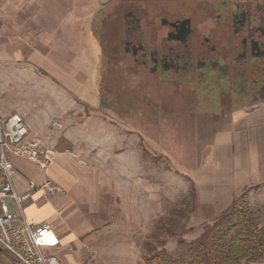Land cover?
Listing matches in <instances>:
<instances>
[{
  "label": "rangeland",
  "instance_id": "374dc122",
  "mask_svg": "<svg viewBox=\"0 0 264 264\" xmlns=\"http://www.w3.org/2000/svg\"><path fill=\"white\" fill-rule=\"evenodd\" d=\"M223 1H77L73 11L90 17L91 31L85 28V35L98 54L93 70L87 71L88 86L74 91L47 82L26 86L8 81L13 71L0 70V114H25L37 124L52 116V122H61L63 128L49 125L50 142L71 149L113 187L112 223L121 221L91 244L94 253L87 259L93 264H149L146 242L175 257L183 255L180 240L199 237L235 199L264 226V182L253 181L258 176H251L248 167L233 164L234 120L250 105L249 99L243 101L245 92L239 86L233 89L223 72L197 71L188 59L187 45L175 44L181 63L190 61V71L177 73L153 71L149 57L136 58L125 50L128 41L166 52L174 42L165 37L161 18L204 15L218 46L222 24L217 26L214 20L225 14ZM235 1L246 6L249 0L228 3ZM255 1L264 11V0H253L250 9H257ZM254 73L253 69L251 81L258 77ZM247 89H252V82ZM61 94L62 102L56 97ZM63 105L66 113L54 114ZM191 180L196 186L195 211L169 233L157 226L158 220L166 223L172 210L185 207ZM247 190L248 196L242 197ZM3 254L8 253L0 249Z\"/></svg>",
  "mask_w": 264,
  "mask_h": 264
},
{
  "label": "crops",
  "instance_id": "0c3cea01",
  "mask_svg": "<svg viewBox=\"0 0 264 264\" xmlns=\"http://www.w3.org/2000/svg\"><path fill=\"white\" fill-rule=\"evenodd\" d=\"M77 1L81 0H0V70L14 72L8 81L26 86L47 82L71 91L88 86L84 82L87 71L93 70L98 54L85 35L87 29L91 31L90 17L73 11ZM83 22L87 23L85 27ZM259 64L254 68L258 77L252 78V89L243 100L249 99L250 105L234 120L231 135L235 143L234 167H248L251 176H258L253 181L264 182V178L259 179L264 177V66L262 61ZM63 95L56 97L62 102ZM60 109L54 114L66 113L64 105ZM24 118L32 134L54 146L57 155L45 169L27 159L11 157L15 168L13 186L22 202L9 198L7 203L18 216L49 226L45 250L56 255L61 264H93L87 259L94 253L91 244L121 221L120 218L112 223L113 187L71 149L50 142L48 127L53 125L52 116L40 119L38 124ZM47 180L61 191L51 193L42 187ZM32 181L37 184L34 189L30 188ZM0 264L17 263L9 254H3Z\"/></svg>",
  "mask_w": 264,
  "mask_h": 264
},
{
  "label": "flooded vegetation",
  "instance_id": "af4514ba",
  "mask_svg": "<svg viewBox=\"0 0 264 264\" xmlns=\"http://www.w3.org/2000/svg\"><path fill=\"white\" fill-rule=\"evenodd\" d=\"M253 0L247 1L246 6L240 1L228 3L224 0L221 8L223 13L219 14V20H214L223 34L220 37L218 46L212 42V34L208 29V16L181 17V18H161L160 24L164 28L165 37L174 45L169 50L148 49L143 42H125V50L138 58L141 55L144 59L150 58L153 71L166 70L168 72H178L179 70L190 71L187 67L196 66V70L204 72H223L229 79L231 87H241L245 92L244 96H249L248 85L251 83V71L259 66L262 61L264 66V11L255 1L256 10L250 9ZM207 18V19H205ZM201 35L204 40H201ZM228 35V36H225ZM227 41L223 45V41ZM222 41V43H221ZM175 44L187 45L185 48L191 53L190 61L181 63V57L176 50ZM199 47H202L199 49ZM184 48V50H185ZM207 69V70H203ZM194 70V69H192ZM191 70V71H192ZM194 70V71H196ZM248 70V72L246 71ZM205 73V74H206ZM194 74V73H192ZM196 76H201L196 73ZM195 77V76H194ZM206 77V76H205ZM247 81H249L247 83ZM253 83V82H252ZM254 84V83H253ZM241 93V92H240Z\"/></svg>",
  "mask_w": 264,
  "mask_h": 264
},
{
  "label": "built area",
  "instance_id": "2783aa9c",
  "mask_svg": "<svg viewBox=\"0 0 264 264\" xmlns=\"http://www.w3.org/2000/svg\"><path fill=\"white\" fill-rule=\"evenodd\" d=\"M53 126L62 128L63 124L54 121ZM57 155V149L47 144L40 136L33 135L25 118L20 113L0 114V248L7 252L17 264H61L56 255L45 250L49 226L45 223H31L24 215L11 211L7 199L18 204L22 199L13 186L15 173L11 157H21L45 169ZM78 157L76 154H74ZM81 162H83L81 160ZM37 187L35 182L30 188ZM42 187L54 193L61 191L49 180Z\"/></svg>",
  "mask_w": 264,
  "mask_h": 264
},
{
  "label": "trees",
  "instance_id": "16d2710c",
  "mask_svg": "<svg viewBox=\"0 0 264 264\" xmlns=\"http://www.w3.org/2000/svg\"><path fill=\"white\" fill-rule=\"evenodd\" d=\"M248 193L249 190L245 191L242 197L248 196ZM196 200V186L191 180L185 207L172 210L166 223L161 218L157 226L173 233L171 228L177 225L181 218L189 217L195 211ZM158 232L157 235H161V232ZM180 244L185 248L184 254L175 257L165 249H159L153 243L146 242L145 247L149 253V256H146L147 263L248 264L264 260V226L256 222L248 207L239 204L235 199L199 237L189 242L180 240Z\"/></svg>",
  "mask_w": 264,
  "mask_h": 264
}]
</instances>
